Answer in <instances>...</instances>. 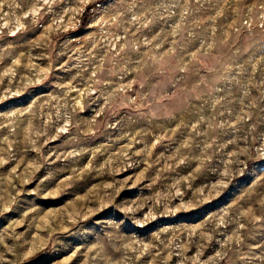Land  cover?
Wrapping results in <instances>:
<instances>
[{
    "label": "rangeland",
    "instance_id": "rangeland-1",
    "mask_svg": "<svg viewBox=\"0 0 264 264\" xmlns=\"http://www.w3.org/2000/svg\"><path fill=\"white\" fill-rule=\"evenodd\" d=\"M0 264H264V0H0Z\"/></svg>",
    "mask_w": 264,
    "mask_h": 264
},
{
    "label": "trees",
    "instance_id": "trees-1",
    "mask_svg": "<svg viewBox=\"0 0 264 264\" xmlns=\"http://www.w3.org/2000/svg\"><path fill=\"white\" fill-rule=\"evenodd\" d=\"M89 12H90V7H88V9L85 11L83 19H86V17L89 15Z\"/></svg>",
    "mask_w": 264,
    "mask_h": 264
}]
</instances>
